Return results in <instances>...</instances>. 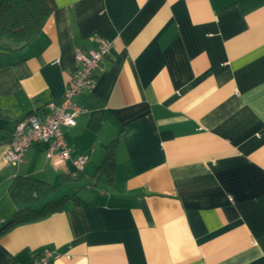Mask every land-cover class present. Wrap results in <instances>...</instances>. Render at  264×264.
Masks as SVG:
<instances>
[{"label": "crops", "instance_id": "crops-1", "mask_svg": "<svg viewBox=\"0 0 264 264\" xmlns=\"http://www.w3.org/2000/svg\"><path fill=\"white\" fill-rule=\"evenodd\" d=\"M46 1L42 33L0 51V229L18 176L69 198L0 235V264L45 251L51 264H264V0ZM96 36L113 48L62 128L70 159L35 142L8 164L16 123L61 103ZM116 140L108 181L97 171Z\"/></svg>", "mask_w": 264, "mask_h": 264}, {"label": "trees", "instance_id": "trees-1", "mask_svg": "<svg viewBox=\"0 0 264 264\" xmlns=\"http://www.w3.org/2000/svg\"><path fill=\"white\" fill-rule=\"evenodd\" d=\"M51 13L46 0H0V51H16L29 45L42 33ZM116 145L117 140L112 142L98 166V175L106 176L108 181L114 179ZM84 171H75V177L70 178L76 182ZM56 190V186L33 177H16L9 193L19 208L0 229V235L19 224L35 222L63 211L69 197L50 199Z\"/></svg>", "mask_w": 264, "mask_h": 264}, {"label": "built area", "instance_id": "built-area-1", "mask_svg": "<svg viewBox=\"0 0 264 264\" xmlns=\"http://www.w3.org/2000/svg\"><path fill=\"white\" fill-rule=\"evenodd\" d=\"M95 42L96 45L92 49L76 51L77 68L64 91L61 103H48L43 119L36 115H29L16 123L6 155L8 164L18 165L24 153L35 142L48 146L49 157L58 154L57 165L66 163L70 159L71 148L64 139L62 128L76 125V116L84 112V109L76 104L75 99L93 89L97 73L103 68L113 48L111 41L98 36ZM88 162V156H81L73 161V165L79 173L85 170ZM52 257L53 254L50 251H45L30 264H51Z\"/></svg>", "mask_w": 264, "mask_h": 264}]
</instances>
